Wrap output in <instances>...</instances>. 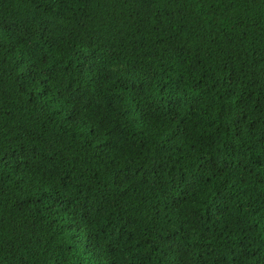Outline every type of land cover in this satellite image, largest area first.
<instances>
[{
  "label": "trees",
  "instance_id": "16d2710c",
  "mask_svg": "<svg viewBox=\"0 0 264 264\" xmlns=\"http://www.w3.org/2000/svg\"><path fill=\"white\" fill-rule=\"evenodd\" d=\"M0 264H264V0H0Z\"/></svg>",
  "mask_w": 264,
  "mask_h": 264
}]
</instances>
